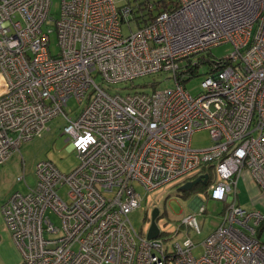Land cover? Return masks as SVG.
<instances>
[{"label": "built area", "instance_id": "built-area-1", "mask_svg": "<svg viewBox=\"0 0 264 264\" xmlns=\"http://www.w3.org/2000/svg\"><path fill=\"white\" fill-rule=\"evenodd\" d=\"M53 1L0 0V167L61 114L77 159L69 174L38 162L35 187L0 206L19 264H264L255 238L264 215L236 201L244 171L264 190V0H176L159 13L149 0L121 7L57 0L54 31L47 28ZM224 44L233 52L209 63L203 92L192 97L183 83L200 67L193 58ZM161 73L171 76V89L121 95L115 88ZM70 98L85 103L74 119L64 111ZM201 130L213 144L194 150L191 137ZM205 167L214 175L207 199L225 208L201 256L190 240L168 250L161 235L135 232L128 215L142 201L136 186L146 193L179 186L207 175ZM205 211L201 202L194 213ZM181 226L198 229L194 215Z\"/></svg>", "mask_w": 264, "mask_h": 264}, {"label": "rangeland", "instance_id": "rangeland-1", "mask_svg": "<svg viewBox=\"0 0 264 264\" xmlns=\"http://www.w3.org/2000/svg\"><path fill=\"white\" fill-rule=\"evenodd\" d=\"M136 1L115 0V3L120 7L124 5L134 6ZM50 17L52 21L47 28L54 31L55 22L59 19V2L57 0L52 2ZM123 33L128 34L129 29H123ZM49 51L53 55L59 52L55 32L50 35ZM232 52V46L224 44L212 48L209 53L193 58L194 62H201L200 67L195 69L192 78L183 83L192 97H196L203 92L201 82L211 70L208 61L217 62L231 55ZM170 77L165 73L150 75L135 80L134 86H146L141 91L147 94L153 91L169 90L173 87V81ZM94 81L99 83L100 78L94 77ZM152 85H154V89ZM115 88L121 95L134 92L128 85H118ZM84 107L85 103L79 104L75 98H70L64 111L68 118L74 119ZM65 123L66 118L62 114L51 119L46 124L41 136L23 143L19 150L0 167V193L10 195L16 192L26 193L28 188L35 187L34 171L38 162H51L62 174H69L77 166L75 153L70 151L67 137L62 134ZM212 144L211 135L207 131H196L191 137V146L194 150H204ZM22 176H24V180L19 181L18 179ZM177 188L178 186L168 185L152 193H146L141 187L136 186V191L142 201L140 206L128 215V218L135 232L146 238L151 225V213L154 209H158L159 217L155 222L160 230V239L163 240L165 247L172 250L175 244L181 246L186 240H190L195 245L192 254L195 258H198L203 252L202 242L220 224L222 218L220 215L221 204L207 200L206 191L197 190L190 193H181L177 191ZM66 192L67 188L64 187L61 194L65 200ZM196 199L204 203L205 213H194L191 204ZM188 215H194L198 229L193 227L186 229L181 226L183 217ZM52 221L56 226L60 225L58 219L53 217Z\"/></svg>", "mask_w": 264, "mask_h": 264}, {"label": "crops", "instance_id": "crops-1", "mask_svg": "<svg viewBox=\"0 0 264 264\" xmlns=\"http://www.w3.org/2000/svg\"><path fill=\"white\" fill-rule=\"evenodd\" d=\"M11 195L0 193V206ZM236 201L238 206H240L241 208L247 211H256L264 215V190L260 189L254 183L247 171H244L237 180ZM214 203L221 204L220 215L222 216L223 210L225 208V203ZM199 204L200 202L197 199L191 204V208L194 212ZM256 230L257 231L255 234V238H257L262 244H264V225L260 228H257ZM20 262L21 253L13 243L10 233L5 228L3 219L0 214V264H19Z\"/></svg>", "mask_w": 264, "mask_h": 264}, {"label": "trees", "instance_id": "trees-1", "mask_svg": "<svg viewBox=\"0 0 264 264\" xmlns=\"http://www.w3.org/2000/svg\"><path fill=\"white\" fill-rule=\"evenodd\" d=\"M150 2L149 3H152L154 4L155 6V9L157 10L156 12H160V11H169L171 9H174L175 6H176V0H149ZM155 12V13H156ZM155 13H153V15H155ZM208 63H211V61ZM195 69V68H194ZM189 72V76L193 77L194 75L192 74V70L188 71ZM128 87L132 90H134V92L136 93H140V92H143L141 91L143 88H145L146 86H143V87H137V86H134V82L133 83H129L127 84ZM125 85V86H127ZM153 89H154V85H152ZM201 173H204V174H207L208 175V184L207 186H202L201 184H198L197 186H195L192 191H197V190H201L203 192H205L207 190V188L209 187L210 184H212L214 182V175H213V169L211 167H205L201 170ZM192 179H195L192 178ZM178 186V185H176ZM191 191V192H192ZM264 225L261 224L260 227H262ZM258 227V228H260Z\"/></svg>", "mask_w": 264, "mask_h": 264}, {"label": "water", "instance_id": "water-1", "mask_svg": "<svg viewBox=\"0 0 264 264\" xmlns=\"http://www.w3.org/2000/svg\"><path fill=\"white\" fill-rule=\"evenodd\" d=\"M198 184H201L202 186H207L208 175H200L192 181L185 182L184 184H182L177 188V191L181 193H190L192 189ZM199 202L201 203L200 200ZM158 217H159V211L158 209H154L151 213V225L146 237L148 240H154L160 237L161 233L155 222Z\"/></svg>", "mask_w": 264, "mask_h": 264}, {"label": "flooded vegetation", "instance_id": "flooded-vegetation-1", "mask_svg": "<svg viewBox=\"0 0 264 264\" xmlns=\"http://www.w3.org/2000/svg\"><path fill=\"white\" fill-rule=\"evenodd\" d=\"M192 180H194V179H192ZM192 180H191V181H192ZM179 186H180V185H179ZM179 186H178V187H179Z\"/></svg>", "mask_w": 264, "mask_h": 264}, {"label": "clouds", "instance_id": "clouds-1", "mask_svg": "<svg viewBox=\"0 0 264 264\" xmlns=\"http://www.w3.org/2000/svg\"><path fill=\"white\" fill-rule=\"evenodd\" d=\"M184 184V183H183ZM181 186V185H180Z\"/></svg>", "mask_w": 264, "mask_h": 264}]
</instances>
